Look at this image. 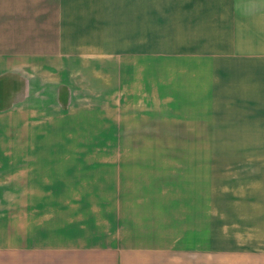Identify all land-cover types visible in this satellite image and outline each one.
Wrapping results in <instances>:
<instances>
[{"label":"rangeland","instance_id":"obj_1","mask_svg":"<svg viewBox=\"0 0 264 264\" xmlns=\"http://www.w3.org/2000/svg\"><path fill=\"white\" fill-rule=\"evenodd\" d=\"M162 2L152 0L153 9ZM135 15V44L87 46L70 62L49 50L29 84L0 80V264H16L18 228L25 240L32 227L62 229L67 219L78 230L84 221L114 218L122 205L146 217L151 209L174 212L164 216L167 228L177 218L173 238L186 232L201 258L212 237L233 252L255 244L250 222L241 221L238 157L229 156L243 147L241 135L226 124L210 131L207 109L192 114V102L200 103L186 74L198 52L184 27L189 14L152 12L150 28L138 22L143 13ZM127 29L119 32L132 36ZM174 102L182 108H170ZM213 155L233 160L220 166ZM210 188L227 193L215 209Z\"/></svg>","mask_w":264,"mask_h":264},{"label":"crops","instance_id":"obj_2","mask_svg":"<svg viewBox=\"0 0 264 264\" xmlns=\"http://www.w3.org/2000/svg\"><path fill=\"white\" fill-rule=\"evenodd\" d=\"M31 2L37 5L30 6V0H0V80L9 77L29 84V77L40 72L41 53L47 58L49 50L57 51L63 61L70 62L73 55H84L87 46L95 45V49L91 48L95 51L103 43L135 44V13H143L138 22L141 19L149 24L146 28L152 23V12L190 15L183 20L191 21V25L184 27H191L192 44L198 52L191 55L186 74H190L195 101L200 103L196 107L192 102V114L196 116L198 108L207 109L210 131L216 125L226 124L238 129L241 135L243 147L229 156L238 157L242 172L241 221L250 222L255 244L233 252L227 246H217L212 237L207 256L201 258L199 245L185 241L186 232L176 235V240L173 238L178 230L177 218L170 228L174 231L167 228L164 216L174 212L151 209L146 217L126 213L122 205L112 220L97 217L90 224L82 222L78 230L71 231V220L67 219L63 220L62 229L46 227L36 233L32 227V234L25 240L24 229L20 238L18 228L16 264H264V0H202L204 7H200L199 0H163L159 11L153 9L152 0ZM129 27L132 36L119 32ZM181 105L174 102L169 107L178 109ZM227 156L213 155L214 162L218 165L233 160L225 159ZM215 191L210 188L207 195L208 206L214 203L213 209L216 197L227 195L225 191ZM204 200L201 198L200 204ZM155 205L159 206V202ZM191 206L192 211L199 212V208L193 209L194 202ZM208 229L211 230L210 226ZM192 231H187V238L195 233Z\"/></svg>","mask_w":264,"mask_h":264}]
</instances>
